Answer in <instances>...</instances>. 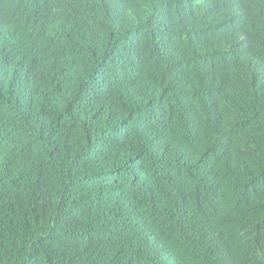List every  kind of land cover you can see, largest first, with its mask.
<instances>
[{"label":"trees","instance_id":"16d2710c","mask_svg":"<svg viewBox=\"0 0 264 264\" xmlns=\"http://www.w3.org/2000/svg\"><path fill=\"white\" fill-rule=\"evenodd\" d=\"M178 1L0 0V264H264V0Z\"/></svg>","mask_w":264,"mask_h":264},{"label":"bare ground","instance_id":"6f19581e","mask_svg":"<svg viewBox=\"0 0 264 264\" xmlns=\"http://www.w3.org/2000/svg\"><path fill=\"white\" fill-rule=\"evenodd\" d=\"M30 1H32V0H30ZM199 1L204 2L205 5L207 6L208 2H210L211 0H199ZM178 3L185 5V6H188L189 9H185L184 7H181V6L173 3L169 7V9H167L165 12H161V11L158 12L157 16L163 20L165 27H168L169 29H170V26H169V22L166 20V16L170 15L173 19H177L178 23L180 24V25H178V28L180 29L179 34H181L183 31H189L192 29L189 26L190 22L198 20L197 18H193V17L196 14H201L202 11H200L199 8L197 6H195L194 4L188 3L186 0H179ZM209 13H211V12H209ZM215 23H216L215 16H212L211 21H209L208 24H212V27H213V25ZM32 28L34 30L33 32L39 33L41 31V29H39L37 27L36 28L32 27ZM161 31L163 32L162 29H161ZM202 31L205 32L208 36H210V34H211L210 30L207 27L204 28ZM42 36L45 37V35H42ZM193 38H195V37H191V39H193ZM176 44L179 46L180 42L176 41ZM196 45H199V44H196ZM203 45H207V43L202 42L200 44V47H203ZM47 48L50 49L49 47H47ZM46 53H49V52H46ZM211 71L209 73H207V75H204L203 78L209 79V77H214V75H213V73H211ZM208 79L205 80V84H207Z\"/></svg>","mask_w":264,"mask_h":264},{"label":"clouds","instance_id":"9594fccd","mask_svg":"<svg viewBox=\"0 0 264 264\" xmlns=\"http://www.w3.org/2000/svg\"><path fill=\"white\" fill-rule=\"evenodd\" d=\"M217 8H216V6L214 5L212 8H210V9H208V12H211L210 13V16L212 17V16H214L216 13H219L220 14V17H222L223 19L224 18H233V16H232V14L231 13H228V12H225V11H223L222 9H220L219 11H215ZM205 11V10H204ZM223 12H225V13H223ZM260 16H264V14H262V15H260ZM243 21H245L244 19H242ZM223 21V20H222ZM222 21L221 22H219V23H217V24H214L213 25V27H211V29H210V32H211V34H212V29L215 27H219V25L221 24V25H223V29L224 30H228L230 33L231 32H234L233 31V29H231V27L228 25V24H222ZM211 34H210V36H211ZM260 52L261 53H264V50H260ZM244 55H242V56H240V57H243ZM202 76H203V73H202Z\"/></svg>","mask_w":264,"mask_h":264}]
</instances>
